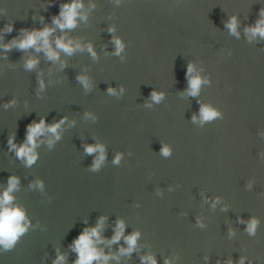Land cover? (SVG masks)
I'll return each mask as SVG.
<instances>
[{
    "label": "water",
    "instance_id": "95a60500",
    "mask_svg": "<svg viewBox=\"0 0 264 264\" xmlns=\"http://www.w3.org/2000/svg\"><path fill=\"white\" fill-rule=\"evenodd\" d=\"M72 2L0 0V196L17 177L12 206L28 224L11 249L0 245V264H53L58 255L75 264L73 241L101 217L97 248L119 257L107 264L147 255L157 264H264V38L246 31L264 20V0H81L86 19L61 30L53 18ZM46 26L54 49L64 37L84 50L54 62L12 43ZM202 106L219 115L202 121ZM65 117L59 139L36 138L31 166L10 148V138L26 142L30 124ZM97 144L105 159L93 169L99 152L85 148ZM118 221L124 234L109 244ZM134 232L136 249L121 255Z\"/></svg>",
    "mask_w": 264,
    "mask_h": 264
},
{
    "label": "clouds",
    "instance_id": "9594fccd",
    "mask_svg": "<svg viewBox=\"0 0 264 264\" xmlns=\"http://www.w3.org/2000/svg\"><path fill=\"white\" fill-rule=\"evenodd\" d=\"M83 7L81 0H73L72 3H65L61 5V10L59 17L53 18V24L59 27L61 30L72 29L76 26L77 18L86 19V16H82L79 10ZM264 12V10H262ZM231 32L236 33L237 23L235 17L232 18L231 22L227 25ZM6 31L11 32L12 27L6 26ZM53 28L44 27L40 31H31L26 32L24 39L20 41H13L12 43L16 45L21 50L35 48L37 52L43 51L46 57L51 61L59 60L60 51L71 56L77 50L83 51L84 48L81 46L79 41L73 42L71 39L65 40L64 37L57 38L55 40V49L52 46V43L49 40ZM111 32L112 29H109ZM250 31L252 37L259 35L264 38V20L257 22L256 27L246 29ZM114 44L116 46V53L119 54L123 49V45L119 39H115ZM11 45H5V49H9ZM59 50V51H58ZM87 50L89 53L95 57L96 53L93 50L91 44L87 45ZM38 64V60L30 58L26 61L25 67L28 70H32ZM61 67H64V64H61ZM188 71L191 72L192 68L189 66ZM78 81L83 84L85 88L90 87L89 80L86 76L80 75L77 77ZM201 79L193 77L189 80V94L196 96L199 92L201 86ZM40 89L44 88V81L41 79L39 81ZM109 93L114 94V89L109 88ZM151 98L155 102H159L163 97L162 94H158L155 91L152 92ZM219 115L218 112L212 110L209 107L202 106L200 109V118L202 121H208L216 118ZM66 117L61 119L58 123H54L48 127L45 126V120L42 118L38 123H33L28 126L26 142L17 148L16 144L13 143V139H9L10 148L16 149V155L18 158L26 161L28 166H31L37 159L35 153L36 148V138L41 136L45 132H50L56 136V139H59V134L57 129L64 123ZM196 117H193L195 120ZM49 145L53 143L52 140L48 141ZM85 151L87 154H93L99 152V156L96 158L93 169L99 168L100 164L105 159L104 147L103 145L95 146H86ZM162 153L167 156L169 154V149L167 147L162 148ZM119 155L117 156L115 163L119 162ZM19 181L15 176H11L8 179V187L0 196V245L5 249H11L16 243L19 236H21L27 230L28 224L26 222V217L23 209L18 206H12L13 196L11 193L17 188ZM42 187V185H41ZM104 217H101L97 226L91 229L85 228L84 231L73 241V251L77 253V259L75 264H93V261L98 262V264H107L109 259L119 257H112L110 255H105L102 250L97 248V244L104 243L105 241L100 236V229L103 227ZM257 221L253 219L247 227L249 234H254L256 230ZM124 234V223L123 221H118L115 235L107 243L112 244L118 242ZM139 236L138 232L124 237L127 248H121V255H128L136 249L137 238ZM65 257L63 255H58L57 259L53 264H63ZM142 264H157L154 257L151 255L141 257ZM165 264H169L168 261H165ZM228 264H232L231 261ZM239 264H244V258H241Z\"/></svg>",
    "mask_w": 264,
    "mask_h": 264
}]
</instances>
